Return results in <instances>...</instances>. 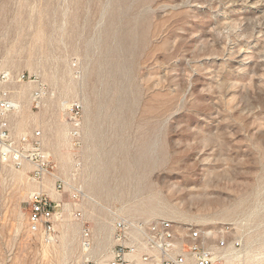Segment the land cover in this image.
<instances>
[{
    "label": "rangeland",
    "instance_id": "rangeland-1",
    "mask_svg": "<svg viewBox=\"0 0 264 264\" xmlns=\"http://www.w3.org/2000/svg\"><path fill=\"white\" fill-rule=\"evenodd\" d=\"M0 69L31 76L16 129H43L98 234L108 209L223 228L220 264H264V0H0ZM27 179L0 169V264H77L76 221L25 230Z\"/></svg>",
    "mask_w": 264,
    "mask_h": 264
},
{
    "label": "built area",
    "instance_id": "built-area-1",
    "mask_svg": "<svg viewBox=\"0 0 264 264\" xmlns=\"http://www.w3.org/2000/svg\"><path fill=\"white\" fill-rule=\"evenodd\" d=\"M30 77L24 72L0 69V169L10 166L25 170L28 183L39 184L26 200L25 230L33 239L45 245L56 243L63 222L69 217L79 225L77 264H220L237 250L236 243L228 244L223 228L166 219L134 221L116 216L112 209H108L111 216L108 230L98 234L84 209V203L97 204V200L57 175L56 166L45 152L43 129L26 132L16 129L14 118L21 110V103L14 89ZM82 110L80 103L73 105L71 116L75 124L80 123L78 115ZM48 178L54 180L52 187L47 185ZM13 180V177L3 179L7 195L14 189ZM6 211L0 202V218Z\"/></svg>",
    "mask_w": 264,
    "mask_h": 264
},
{
    "label": "bare ground",
    "instance_id": "bare-ground-1",
    "mask_svg": "<svg viewBox=\"0 0 264 264\" xmlns=\"http://www.w3.org/2000/svg\"><path fill=\"white\" fill-rule=\"evenodd\" d=\"M22 122H24V120L21 119V120L19 121V123L22 124Z\"/></svg>",
    "mask_w": 264,
    "mask_h": 264
}]
</instances>
